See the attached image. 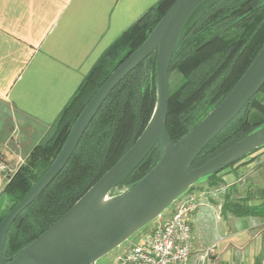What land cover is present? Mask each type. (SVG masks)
Listing matches in <instances>:
<instances>
[{
	"label": "trees",
	"instance_id": "obj_1",
	"mask_svg": "<svg viewBox=\"0 0 264 264\" xmlns=\"http://www.w3.org/2000/svg\"><path fill=\"white\" fill-rule=\"evenodd\" d=\"M173 1L158 0L148 7L101 53L57 119L30 150L25 163L5 181L0 199L6 196L12 200L7 211L52 162L74 120L96 88L122 59L144 41ZM263 44L264 0H201L192 8L180 29L169 63V75L172 72L180 75L173 88L168 77L167 133L173 142L225 96ZM154 104L155 54L151 53L115 85L84 130L64 167L11 223L3 249L6 258L12 259L57 220L131 147L146 126ZM251 112H254L253 118ZM263 124L264 84L201 149L191 167L203 164ZM160 142L157 140L137 161L112 193L131 186L152 168L161 154ZM225 167L204 177L210 186L222 182L219 172ZM191 188L188 192L193 191ZM248 198L231 199L227 195L221 209L235 214L263 216L264 201L250 204ZM4 214H0V220Z\"/></svg>",
	"mask_w": 264,
	"mask_h": 264
},
{
	"label": "water",
	"instance_id": "obj_2",
	"mask_svg": "<svg viewBox=\"0 0 264 264\" xmlns=\"http://www.w3.org/2000/svg\"><path fill=\"white\" fill-rule=\"evenodd\" d=\"M201 0H174L144 41L116 65L74 120L45 171L0 220V264H95L131 234L160 216L200 179L264 146V124L209 160L191 167L201 149L264 84V44L232 88L189 131L173 142L167 133L169 63L180 29ZM155 54V104L131 147L57 220L12 259L3 254L7 231L18 216L64 167L102 102L132 69ZM160 140L152 168L129 187L111 192L121 178ZM108 201L97 205L99 198Z\"/></svg>",
	"mask_w": 264,
	"mask_h": 264
},
{
	"label": "crops",
	"instance_id": "obj_3",
	"mask_svg": "<svg viewBox=\"0 0 264 264\" xmlns=\"http://www.w3.org/2000/svg\"><path fill=\"white\" fill-rule=\"evenodd\" d=\"M157 1L0 0V192L101 53ZM219 175L222 201L235 198L239 171ZM213 198L190 216L194 249L215 243V264H264V215L222 211Z\"/></svg>",
	"mask_w": 264,
	"mask_h": 264
},
{
	"label": "built area",
	"instance_id": "obj_4",
	"mask_svg": "<svg viewBox=\"0 0 264 264\" xmlns=\"http://www.w3.org/2000/svg\"><path fill=\"white\" fill-rule=\"evenodd\" d=\"M0 170H7L1 159ZM205 193L187 191L174 201L168 215L158 216L153 228L126 248L116 264H215V243L194 249L190 224L191 214L205 203L201 201Z\"/></svg>",
	"mask_w": 264,
	"mask_h": 264
},
{
	"label": "rangeland",
	"instance_id": "obj_5",
	"mask_svg": "<svg viewBox=\"0 0 264 264\" xmlns=\"http://www.w3.org/2000/svg\"><path fill=\"white\" fill-rule=\"evenodd\" d=\"M180 80V75L177 72H172L169 75V82L170 87L173 88ZM254 112H251V117L253 118ZM259 118H262L259 115ZM252 161L251 164H248ZM230 169H237L239 171L240 176L242 179L239 181L238 186L232 188L233 190V197L237 199L240 195L248 194V203H256L260 200L264 201V146L259 148L252 153L246 155L242 158L239 162L232 164L230 166L225 167L221 171L228 172ZM220 171V172H221ZM219 172V173H220ZM206 178H202L196 183L192 185V190L196 191L200 194V191L203 190L206 192L203 196L201 201L206 202L205 196L209 195L213 197L211 199V204L216 205L217 203V196L220 197V201H222L223 197V190H217V186L222 185L223 180L218 185L210 186ZM225 182V181H224ZM190 190V189H189ZM231 191V190H230ZM231 198V197H229ZM231 198V199H235ZM12 205V200L8 197H2L0 199V214H4L7 209ZM172 204L167 207L162 213V216H166L170 211ZM200 207V206H199ZM198 207V208H199ZM156 219L150 221L143 227L139 228L133 234H131L126 240H124L120 245L114 247L112 250L107 252L106 254L102 255L98 258L95 264H116L118 256L124 253L126 248H129L131 245L137 244L142 236L148 232L149 228H152Z\"/></svg>",
	"mask_w": 264,
	"mask_h": 264
},
{
	"label": "bare ground",
	"instance_id": "obj_6",
	"mask_svg": "<svg viewBox=\"0 0 264 264\" xmlns=\"http://www.w3.org/2000/svg\"><path fill=\"white\" fill-rule=\"evenodd\" d=\"M108 201V199L105 196H102L101 198H99L97 205H102L104 203H106Z\"/></svg>",
	"mask_w": 264,
	"mask_h": 264
}]
</instances>
